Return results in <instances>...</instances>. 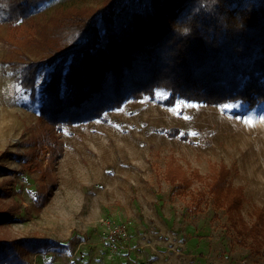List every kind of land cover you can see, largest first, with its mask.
Segmentation results:
<instances>
[{
    "label": "rangeland",
    "instance_id": "obj_1",
    "mask_svg": "<svg viewBox=\"0 0 264 264\" xmlns=\"http://www.w3.org/2000/svg\"><path fill=\"white\" fill-rule=\"evenodd\" d=\"M101 1L48 0L34 15L44 22L62 9ZM5 34L0 24V209L14 218L0 223V238L66 244L31 253L17 245L22 264H264V252L236 242L207 185L212 165L224 164L227 181L242 191L245 222L264 217V102L249 111L238 101L167 105L163 92L127 101L106 119L65 126L58 134L62 156L49 164L39 98L17 84ZM160 128H177L187 139ZM171 157L189 177L196 169L203 180L175 188L166 178ZM199 190L202 201L194 198Z\"/></svg>",
    "mask_w": 264,
    "mask_h": 264
},
{
    "label": "trees",
    "instance_id": "obj_2",
    "mask_svg": "<svg viewBox=\"0 0 264 264\" xmlns=\"http://www.w3.org/2000/svg\"><path fill=\"white\" fill-rule=\"evenodd\" d=\"M46 1L0 0V24L6 26V62L19 69L17 84L31 99L39 98V133L49 164L62 156L58 134L65 126L106 119L127 101L163 92L167 105L238 101L249 111L264 102V0H102L62 9L41 22L34 9ZM158 130L187 139L177 128ZM167 165L166 178L175 188L203 180L196 169L189 177L173 157ZM212 170L208 192L226 212L236 242L264 252L263 215L246 223L242 191L227 181L229 170L222 163ZM194 198L206 197L199 190ZM13 218L0 209V223ZM17 245L29 253L66 248L46 238H0V264L23 263Z\"/></svg>",
    "mask_w": 264,
    "mask_h": 264
}]
</instances>
